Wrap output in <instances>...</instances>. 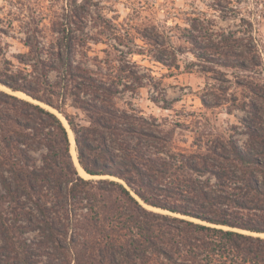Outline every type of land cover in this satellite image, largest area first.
I'll return each instance as SVG.
<instances>
[{"label": "trees", "instance_id": "1", "mask_svg": "<svg viewBox=\"0 0 264 264\" xmlns=\"http://www.w3.org/2000/svg\"><path fill=\"white\" fill-rule=\"evenodd\" d=\"M224 1L218 9L237 11ZM235 18L241 29L211 30L201 48L210 61L223 57L228 67L262 75L244 81L248 94L236 104L252 115L249 142L216 140L179 163L150 150L157 135L116 109L113 85L74 66L68 34L67 53L61 48L59 62L47 65L66 73L63 83L0 65L1 84L36 100L0 90V264H264V56L253 22ZM142 35L160 44L158 31ZM67 99L88 124L67 111ZM42 103L66 118L89 177L73 159L63 119ZM32 151H41L39 160Z\"/></svg>", "mask_w": 264, "mask_h": 264}, {"label": "rangeland", "instance_id": "2", "mask_svg": "<svg viewBox=\"0 0 264 264\" xmlns=\"http://www.w3.org/2000/svg\"><path fill=\"white\" fill-rule=\"evenodd\" d=\"M234 3L237 11L226 15L218 9L227 4L224 0H0V65L4 73L34 81L48 74L50 80L63 83L66 73L47 65L59 62L58 50H68L64 41L68 34L74 66L113 85L118 90L112 96L116 109L157 135L151 151L179 163L183 156L207 153L216 140L226 143L232 137L245 147L249 142L245 121L252 115L236 104L248 94L244 81L262 75L228 67L223 57L210 61L205 57L210 51L201 48L211 30L241 29L236 15L253 22L252 34L264 56V0ZM153 30L160 33V44L142 35ZM0 90L13 93L1 83ZM214 92L227 99L215 101ZM13 94L35 101L24 92ZM202 98L215 105H205ZM66 102L67 111L88 124L87 113L70 105L69 99ZM59 116L72 142L75 135L66 118ZM31 154L36 160L41 157V151ZM1 175L0 171V180Z\"/></svg>", "mask_w": 264, "mask_h": 264}, {"label": "bare ground", "instance_id": "3", "mask_svg": "<svg viewBox=\"0 0 264 264\" xmlns=\"http://www.w3.org/2000/svg\"><path fill=\"white\" fill-rule=\"evenodd\" d=\"M19 93V92H18ZM72 137V136H71ZM71 152H72V156H73V159L76 163V165L78 166L80 172L82 174H85L86 176H88V174H86L83 169L79 166L78 162H77V158H76V150H75V144H74V138L72 137V147H71Z\"/></svg>", "mask_w": 264, "mask_h": 264}, {"label": "water", "instance_id": "4", "mask_svg": "<svg viewBox=\"0 0 264 264\" xmlns=\"http://www.w3.org/2000/svg\"><path fill=\"white\" fill-rule=\"evenodd\" d=\"M13 93H18V92H21V91H12ZM27 96H29V95H27ZM32 98V97H31ZM36 101V100H35ZM38 102V101H37ZM41 103V102H40ZM44 104V103H43ZM45 106L47 107V108H50L52 111H54L55 113H57L58 115H59V113H58V111L56 110V109H54L53 107H50V106H48V105H46L45 104ZM68 124V123H67ZM74 142H75V144H76V141H75V138H74ZM76 158H77V162H78V164H79V166L81 167V165H80V163H79V160H78V157L76 156ZM82 168V167H81ZM83 169V168H82ZM83 171L86 173V171L83 169ZM86 174H88V173H86ZM89 175V174H88ZM90 176V175H89ZM91 177H94V176H91Z\"/></svg>", "mask_w": 264, "mask_h": 264}]
</instances>
